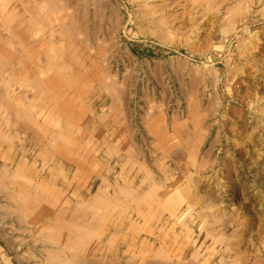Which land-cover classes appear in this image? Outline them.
Listing matches in <instances>:
<instances>
[{
  "label": "rangeland",
  "instance_id": "obj_1",
  "mask_svg": "<svg viewBox=\"0 0 264 264\" xmlns=\"http://www.w3.org/2000/svg\"><path fill=\"white\" fill-rule=\"evenodd\" d=\"M105 1L106 6L103 5ZM105 1L79 0V15L83 14L88 23H92L95 18L104 17L98 36L100 44H94V49L90 52L77 41L76 51L67 53L65 59L68 62L71 54L74 55L76 60L73 71L78 73V81L83 83L87 73L83 68L85 63H89L88 56L94 61L97 58L101 69L108 68L112 74H117L120 82L128 75V81L124 83L127 89L121 84L125 93L128 90L124 96L128 103L125 105V112L128 114L122 112L118 116V124L112 120L100 123L93 114L108 112L110 98L96 87L77 93V90H70L65 86L61 92L62 98L64 101H75L74 107L78 108L81 116L74 126L65 124L64 129L61 128L73 135L81 147L73 160L51 153L48 149L50 139H40L42 134H39V139H22L25 129L29 127L16 125L11 119L9 145L0 149V170L5 167L3 165L1 168V155L8 150L11 160L22 156L27 162V172L23 177L14 178L16 185L28 186L31 182L39 181L41 185L38 193L41 197L34 216L28 214L20 217L15 208L10 207L11 201L7 198L10 192L17 193L18 187H13L5 179L0 180V264H46L44 251L51 245L37 231V227L53 225L62 228L68 223L80 221L81 212L78 207L86 200L87 193L80 192L75 184L80 185L88 180L91 196L101 183L99 177H106L111 183L123 182L121 171L126 163L124 154L113 155L106 151V142L110 141L112 133L123 138L121 141L127 139L137 145L135 147L138 150L143 151L131 162L134 170L130 173L129 180H137V174L140 179L144 177V172L139 170L142 163L151 166L160 161L154 156L163 151L158 146L154 147L155 137L151 133L157 125H160L157 128L166 139L195 141L194 147L201 146L199 157L201 154L207 155H203L204 168L208 170L205 179L211 178L212 184L206 185L203 182L201 186L200 192L206 198H203L200 214L207 210L204 208L206 202L210 206L209 201L212 200V211L216 210L218 218L212 225L199 219V212L196 216L191 212L185 218H169L166 208L150 202L148 209L142 210L147 214L145 220L148 221L144 227L148 230L140 232L138 229L141 236H149L150 243L155 236L167 237L169 233H183L185 237L194 236L195 240H190L184 255L168 253L167 258L163 259L167 260L165 262L153 260L155 255L151 253V249H146L144 254L139 255L129 252L133 256L128 261H134V264H143V261L144 264H264V0H228L217 6V9L211 8L202 0H149L161 6L170 2L168 7L160 6L158 13L150 18L155 20L166 17L171 20L169 17L173 15L176 20L173 19L172 23L166 20L168 23L164 26L140 23L131 15V10L138 7L140 0ZM59 2L67 5L66 0ZM187 2L189 8L186 6ZM229 6L234 9L232 14L227 12ZM161 8L164 10H160ZM227 17H232L233 20L228 22ZM114 19L118 27L113 32L109 22L115 21ZM139 27H142V31H138ZM54 28L56 27L36 34V37L43 36V45L48 44L44 42L45 39L52 40L49 48L64 42ZM107 29L113 33H109ZM159 33L165 37L159 38ZM78 37L81 40L85 34L81 33ZM114 48H117V53ZM123 48L133 57L131 62L120 52ZM109 52L110 56L107 55ZM106 55L108 59H105ZM106 63L109 64L105 65ZM17 85H20L19 82L15 85L16 90L9 93L11 103L17 100L19 87L25 89L23 83L22 86ZM2 91L0 90V107L2 100L7 97L5 93L2 95ZM148 114L151 115L147 117ZM198 140L201 141L200 144ZM15 165L6 166L14 168ZM159 179L158 190L164 195L167 193L164 189L168 182L162 176ZM51 180L55 186L50 184ZM138 183L139 181H134L132 186L134 194ZM144 194L145 190L137 195ZM77 195H83L84 198ZM107 221L102 228V235L90 243L83 253L87 264H109L112 260L115 264H124L128 255L126 247H116L109 254L101 256L98 248L101 237L104 232H111L116 226L121 232H130L132 223H137L139 228L143 224V217L139 216L136 207L123 206L111 211ZM67 237H71L68 231L56 233L55 238L60 240V248H64L62 242ZM185 243L188 244V240ZM56 246L58 245L53 244L51 247ZM193 248L196 249L194 253Z\"/></svg>",
  "mask_w": 264,
  "mask_h": 264
},
{
  "label": "bare ground",
  "instance_id": "obj_2",
  "mask_svg": "<svg viewBox=\"0 0 264 264\" xmlns=\"http://www.w3.org/2000/svg\"><path fill=\"white\" fill-rule=\"evenodd\" d=\"M130 1H132V0H130ZM162 1H164V0H162ZM169 1H171V0H169ZM202 1H205L207 5L211 6V8L214 7L216 9H217V6L218 7H219V5L221 6L222 2L223 3L226 1L228 2V0H202ZM240 1H242V0H240ZM34 2H35L34 3V9H35V14H36V16H35L36 21L40 22L45 28H47V27L53 28V26L56 27L54 29H56V31H58V34L61 36V38L64 39V42L58 46L53 45L52 47L47 48V49H45L44 47H41V51H39V52L41 53L42 57L46 61V64L44 67L42 66V69L38 70V74H39L38 77L36 78V80L31 81L30 84H32L31 87L33 89H36L35 91L38 92L41 100L48 101L52 105L53 110L56 114L54 127H53V130H51V138H50V141H48V149L50 150L51 153H54L56 155H61L67 159L73 160L75 158L74 155L77 153V151L81 147L78 146L77 141L75 140L73 135L68 134L64 130L62 131L59 128L57 129V127L59 126V124H61L63 122L66 123V125H68V126H74L76 123L79 122L81 116H80V112H79L78 108L74 107L75 101L74 102H71V100L64 101V99L62 98V95H61L62 89L66 88L68 86V89H70V90L74 89V90H77V93H81V91H84V89L90 90V87L91 88L96 87L100 92L105 93V95L110 98V103H108L109 104L108 105L109 106L108 112L101 111L98 114H95V115L93 114V117L95 118V120H98L100 123H104L106 121L112 120L114 123L118 124L119 123L118 116H120V114L122 112L127 113V112H125L126 111L125 105H127L128 103L126 102L127 99L124 100V98H125L124 96H126V93L128 90L125 93L126 85H124V83L128 81V80L126 81V79L128 78V75H125L126 79H123V80H125L124 82H123V80L120 82V80H118L117 74H115V73L112 74L110 69H108V68L107 69L106 68L101 69L99 67L98 62H97V58L94 61V59H91L88 56L87 59L89 58V63L88 64L85 63L84 68H83L85 70V73L87 72L84 75V77H86V81L84 83L81 81H78L79 75H78V73H74V71H73V66H74V63L76 60L74 55L71 54V57L68 60V62L65 59V57H66L67 53H70V51H73V52L76 51L75 47H76L77 41H79L83 46L87 47V49L90 52L92 51V49H94V44H97V45L100 44L98 42L99 41L98 36L100 33V29L102 28L101 24L104 21V17L101 16L100 19L95 18L92 23H88V21L83 18V14L79 15V12H78V9L80 7L79 0H66V3H67V5L65 4L66 6L61 5L59 0H35ZM91 2H93V1H91ZM98 2H101V1H98ZM102 2H103V0H102ZM139 2H141V3H139L138 7L136 9H134L133 11L131 10V15H133V17H136L135 19L137 21H140V23H143V22L144 23H152V24H154V26L155 25L156 26H164L168 23V21L170 23H172V20L174 19L173 15H172L173 17L172 16L169 17V19L171 18V20H168L166 17H165V19L159 17V19L150 20L151 16H154L158 13V8L161 6V4H156V3L154 4V3L150 2L149 0H143V1L140 0ZM188 2L186 3V6L188 5ZM61 3L63 4L62 1H61ZM105 3H106V1L104 2L103 5H105ZM137 3H138V1H137ZM169 3L170 2L166 3L165 5H167V7H168ZM165 5L161 6V7L164 8ZM194 5L196 6V4H194ZM233 5H234V3L230 6H233ZM236 5H238V3ZM96 6H98V4ZM182 6H183V4L181 5V7ZM230 6H229V8H227V12L228 13L230 12L232 14V11L234 9H232L233 7L231 8ZM184 7H185V5H184ZM194 7H193V9H194ZM163 8H161L160 10H162ZM190 9H192L191 6H190ZM236 9L240 10L239 7H237ZM160 10H159V13H161ZM243 12H242V14H243ZM184 13H185V11H184ZM188 14H190V12ZM60 16H63V17L60 18ZM177 16L179 17L178 14H177ZM177 16L175 18H177ZM200 16H201V14H200ZM229 16H230V14H229ZM227 18H228V22L233 20L232 17H227ZM166 20H168V21H166ZM174 20H176V19H174ZM174 20H173V22H174ZM109 24L111 27V28L110 27L109 28L113 32L115 31V27L116 28L118 27V23L116 22V20L115 21L111 20L109 22ZM185 24H186V22H185ZM187 26H189V25H187ZM44 27L42 29H44ZM140 28L142 29V27H139L138 31H142ZM145 30H147V29H145ZM111 31H109V33H113ZM185 32H187V31L185 30ZM185 32H184V34H185ZM36 33L37 32H35V34ZM81 33H84L85 37L82 38L81 40H79L80 37H78V35H80ZM159 34L160 35H157L159 38L163 39L165 37V35H163L162 33H159ZM170 34H172V33H170ZM41 37H43V36H41ZM208 37H210V36H208ZM32 39H33V35H32ZM171 39H172V37H171ZM101 44H103V43H101ZM9 46H11V49L16 50V47H13L11 43H9ZM20 46H21V51L24 52L25 49L23 48L24 47L23 43ZM108 47H110L109 44H108ZM125 48L121 49L120 52L125 54L128 61L130 60V62H131L133 57L132 58L130 57L128 50ZM116 49L114 48V52H116ZM106 50H107V47H106ZM11 54H13V53H11ZM17 55L20 56L22 54L17 53ZM29 55H33V53L29 52ZM107 55L110 56V52ZM105 59H108V56L105 57ZM103 62H104V60H103ZM5 64L6 63H5V61H3V57L0 56V69ZM108 64L106 63L105 65H108ZM22 72H24L25 75H27V73H28L27 70L22 71ZM127 72L129 73V71H127ZM128 73H125V74H128ZM121 84H123V86H125V88H123L121 86ZM28 88H30V86ZM141 91H143V90H141ZM166 91H168V90H166ZM25 94H27V93H25ZM194 95H192V96H194ZM146 97H147V95H146ZM142 99L144 100V98H142ZM151 99H153V98H151ZM6 100H7V97H6ZM163 101H165V100L163 99ZM144 102L146 104L148 103V102H146V100ZM4 106H5V104H4ZM154 107H155V109L157 108L156 106H154ZM124 108H125V110H124ZM28 110H29V108H28ZM154 112H156V110ZM17 113L19 114V112H17ZM150 115L148 114L147 117H149ZM147 117H146V119H147ZM120 118H122V116ZM159 126L160 125H157L151 131V133H153L154 134L153 136L155 137L154 138L155 139L154 147L158 146V149L160 151L165 152V151H167V149H169L170 143H169V139H166L162 134H160V132L157 128ZM5 132H7V130ZM2 136H5V135L4 134L0 135V143L5 142V139H3V138H6V137H2ZM121 139H123V138L118 137L114 133H112L110 141L106 142L107 143L106 151H108L109 154H113V155L124 154L123 158L126 159V163L123 165L122 171H121V176H122L123 182L119 183L118 181H114V182L112 181L113 183H111L106 177H99L101 183L99 184V186H97V190L96 191L94 190L95 193L92 194L89 197V199L85 200L83 203L81 202V204L78 207V210L81 212V219L79 222L68 223L62 228H59L58 226L53 227V225L52 226L48 225L45 227H40V226L37 227V231H39V233H41L42 235H44L47 238L46 241L49 243V245H51V246H53V244L58 245V246H56V248L50 246V248L45 249L44 258H45L46 264H87V260L83 258V253L87 249V246L90 243H92L95 239L96 240L99 239V237L102 235V228L105 224L108 223L107 219L110 217L111 211H115L116 209H119L123 206H125V207L126 206L136 207L139 216L143 217V224L139 228H138L137 223L131 224L129 231L132 234H136V233H139L138 229L139 230H148L147 227H144L148 220H145V218H147V214L143 211H144V209L145 210L148 209V207L150 206V202H152L153 204H159L161 206V208L164 207L161 196L159 197L157 194L158 189L160 188V185H159L160 179L158 178L159 176L155 177V173H156L155 169L161 170L162 169L161 164L160 165L158 163H156V164L154 163V165L151 164L153 167L146 165V163L145 164L142 163L140 165L139 170H142L144 172V174H146L147 176H146L144 181L140 182V185L137 188H142V185H144L146 183L147 177H149L150 181H151V179H153L152 182H154V183L152 186H150L149 192H147L143 196L134 194L133 189H132V186L134 184V180L133 179L129 180V175L134 170V166H133L134 164L132 165L131 162L137 158V156L139 155V153L141 151L138 150L137 147H135L137 145H134L132 142L128 141L127 139H124L123 141H121ZM187 142L188 143H186V144H188V147L186 150H188L189 154H191V157L189 158V161H188L189 164L191 166L196 167V168H201V165H198L195 163L194 153L191 152V150L197 148V147H194V143H196V142L195 141L194 142L193 141H187ZM42 149H44V148L42 147ZM207 151H208V149H207ZM149 153H150V151H149ZM176 153H177V151H176ZM207 153H209V152H207ZM86 154H88V153H86ZM169 154H171V153H169ZM174 155H175V152H174ZM203 155H205V154H203ZM177 156L179 158V155H176V157ZM205 156H207V155H205ZM183 157H185V156H183ZM176 160H177V158H176ZM210 160L212 161V159H210ZM143 161H145V159ZM180 162H182V161H180ZM26 166H27V162L25 161V159H21L18 163H16V167L12 168V167H8V166H5V167L3 166L4 168L2 170H0V180L1 181L5 179V180L9 181L10 185H12L13 187H18L17 193L15 191H12V192H10L11 194L7 198H9V200L11 201L10 207L15 208L16 212L18 214H20V217H25L28 214L34 216V214H36L35 210L37 209V203L39 201V198L41 197V194L38 193V190L40 189V185H41V183L39 181L31 182L30 185H28V186L26 184H22V185L20 184L19 186L16 185L14 178L15 177H23L25 175V173L27 172ZM98 175H100V174L98 173ZM192 179H193V177H192ZM50 184L52 186H55V185H53L54 184L53 180H51ZM42 190H44V187H42ZM108 190H110V191H108ZM5 200H6V198H5ZM205 201H206V199L204 200V202ZM6 202H8V201H6ZM201 203H202V200H201ZM201 203H199V204H201ZM209 203H211V202H209ZM218 209H219V206H218ZM96 211H98V212H96ZM209 212L210 211L208 210L207 213H209ZM3 214L6 215V213H3ZM236 217H237V215H236ZM215 219H216V217H215ZM63 230L68 231V233H69V235H71V237H67V240L65 242H62L64 248H60L61 245H60V243H58V242H60V240L58 238H55V235L58 231L62 232ZM111 234L112 235L108 239V241L105 245V250L103 252L110 251L113 248L115 240H117V238L120 237V234H122V233L118 232L116 230L114 233H111ZM238 239H239V237H238ZM145 247H146L145 245L141 246L139 248V252H137L138 250L136 251L137 254L138 255L144 254V252L147 249V247L146 248ZM249 247H250V245H249ZM130 252H132L131 249H130ZM168 253L169 252H167L166 250H162V249L158 250L155 254L156 259L153 257L154 255L152 256L154 259L153 258L152 259L156 260V262L160 261V263H161L162 261H164L163 259L165 257L167 258ZM101 256H103V255H101ZM168 259H169V261H171L170 257ZM90 260H92V259H90ZM190 260H192V259H190ZM193 260H194V258H193ZM165 261H167V260H165ZM156 262L153 261V263H156ZM169 263H167V264H169ZM97 264H98V262H97ZM109 264H115V262L112 260V261H109ZM186 264H187V262H186Z\"/></svg>",
  "mask_w": 264,
  "mask_h": 264
},
{
  "label": "crops",
  "instance_id": "obj_3",
  "mask_svg": "<svg viewBox=\"0 0 264 264\" xmlns=\"http://www.w3.org/2000/svg\"><path fill=\"white\" fill-rule=\"evenodd\" d=\"M34 1L35 0H0V52H1L0 56L3 57V61H5L6 63L0 69V90H3L2 95L5 93V96L8 97L7 100L6 99L2 100V104L0 107V121L2 124V131L0 132V134L1 135L4 134L5 136L7 135L5 142L0 143V149H2L5 145L7 146L9 145L8 140L10 136L9 129H10L11 119L13 120V122H16V125H23L24 128L29 127L28 129H25V135H22V139H39V134L43 135L40 137V139H50L51 130H53L55 123L56 114L53 110L52 105L48 101L41 100L38 92L35 91L36 89H33L31 87L32 84H30L31 81L36 80V78L38 77L39 75L38 70L42 69L43 66L42 64H46V61L39 52L41 51V47L47 49L49 48L50 43H52V40L45 39L44 42L48 44L43 45L42 44L43 39L41 37L42 35L36 37V34L41 33L42 30L48 31L51 29L49 27L45 28L40 22L36 21ZM43 27L44 29H42ZM35 32L37 33L35 34ZM32 35H33V39H32ZM9 43H11L13 47H16V50L11 49ZM22 43L24 45L23 48L25 49L24 52L21 51L20 45ZM29 52H32L33 55H29ZM17 53L18 54L21 53L22 55L18 56ZM26 70L28 71L27 75H25L24 72H22ZM15 76L18 77L15 78ZM17 82H19L20 84L17 86H22L23 83L25 89L22 90L19 87V91L17 93V100L15 102L12 101L14 103H11L9 99V93L11 92V90H16L15 85L17 84ZM29 86L30 88H28ZM62 94L63 93H61V95ZM4 101L6 102L5 106L3 103ZM17 112H19V114ZM65 124L66 123L64 122L59 124L57 129L63 128ZM4 128L5 130H3ZM6 130L7 132H5ZM19 138L21 139V137ZM188 140L189 139H169V143H170L169 149H167V151L165 152L155 153L154 156L155 158L160 160L158 164L159 165L161 164L162 166L161 169L162 171L160 170L159 172H157L158 169H155V171L157 172L155 173V177L159 176V178H161V176L163 175L162 178L164 179V181L166 179L168 182L167 185L165 184V189H164L165 192L167 193L162 195L161 191L158 190L157 194L159 197L162 196L161 199L164 205V207L162 208L167 209V214L169 218L180 217V216L181 217L183 216V218H185V216L189 215L191 212L196 216L198 211L200 214L203 207V198H205L200 192L201 186L203 182L204 183L206 182L205 183L206 185L212 184L211 178L208 180L205 179L208 176L207 173L208 170L204 168L203 161L205 157H203V154H201V157H199V151L201 147L200 145H199L200 147L198 146L197 148H195V150L194 149L191 150V152L194 153L195 163L201 165V168H196L189 164L188 161L189 158L191 157V154H189V151L186 150L188 147V144H186L188 143L187 142ZM200 143L201 141L198 140V144ZM176 155H179V158L178 156L176 157ZM182 155L185 157H183ZM9 156H10L9 150L5 154L1 155V159H2L1 167L3 165L5 166L15 165L21 159H25L22 156H18V158L16 159L14 158L13 160H11ZM146 176L147 175L144 174V177L140 179L139 178L140 175L137 174V176H135V179L137 180L134 179L133 180L136 182L139 181L140 183L141 181L145 180ZM87 181L86 183H82L80 185L75 184L76 188L77 187L80 188V192L85 191L87 193L85 196L86 200L89 199L90 197L89 186ZM152 181L153 179H151L150 181L149 177H147L146 183L142 185V188H137L139 185L138 183V185L136 186L135 194L137 195L139 192H142L144 190L146 193L149 192L150 186H152L154 183ZM79 188L77 189V191H79ZM96 190L97 188L95 189V191ZM95 191L93 192V194L95 193ZM77 197L80 196L77 195ZM80 198H84V196L81 195ZM209 202H211L209 203L210 206H206V205L204 206L205 209L207 210H205L204 213H201L200 216L197 217H199V219H202L205 224L212 225L213 222L216 221L218 217L217 215L218 213H216V210L212 211L214 207L213 201L210 200ZM159 207L161 208V206ZM207 207H209V211L211 213L210 212L207 213L208 212ZM202 214L204 219L202 217ZM116 227H113L111 232L108 233L104 232L103 236L101 237V241H100L101 243L98 247L99 250L101 251V252L99 251L100 255L104 256L105 254H109L110 251L120 246V247H126L128 251L126 253L128 254L126 259L130 260L133 255H136L135 253L139 252V248L144 245L147 247V249H151L152 251L151 253L154 255L158 250L161 249L166 250L171 254L173 253L177 255L180 254L184 255L186 247L190 245V240L192 239L195 240L194 236L185 237L183 233L182 234L169 233L167 237H160L159 235L155 236L153 238L155 241L153 240V242L150 243L149 236H141V233L132 234L131 232H121ZM116 230L118 232H121L122 234H120V237H118L117 240H115L113 248L110 251L103 252L105 250V245L108 239L112 235L111 233H114ZM141 231L146 232V230H140V232ZM128 240L132 242L129 243L127 242ZM186 240H188V244L185 243ZM129 248L132 250V252H134L132 256L131 254H129L130 252ZM193 250L194 251L192 253H194L196 249L193 248ZM127 260L125 261L124 264H134L133 260H132L133 262H129Z\"/></svg>",
  "mask_w": 264,
  "mask_h": 264
},
{
  "label": "trees",
  "instance_id": "obj_4",
  "mask_svg": "<svg viewBox=\"0 0 264 264\" xmlns=\"http://www.w3.org/2000/svg\"><path fill=\"white\" fill-rule=\"evenodd\" d=\"M148 54H150V53H148Z\"/></svg>",
  "mask_w": 264,
  "mask_h": 264
}]
</instances>
